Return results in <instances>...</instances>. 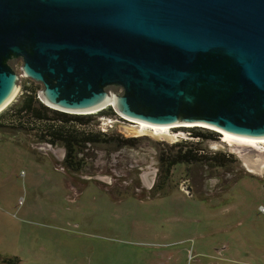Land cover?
Here are the masks:
<instances>
[{"label": "rangeland", "instance_id": "1", "mask_svg": "<svg viewBox=\"0 0 264 264\" xmlns=\"http://www.w3.org/2000/svg\"><path fill=\"white\" fill-rule=\"evenodd\" d=\"M40 87L21 75L2 111ZM92 115L93 125L108 116ZM126 125L109 134L135 138L133 146L88 145L77 171L63 164L59 144L0 128V264H264V162L251 170L241 156L264 159V144L228 146L198 127L219 134L200 148L232 158L216 167L177 164L164 180L161 149L197 139L128 133Z\"/></svg>", "mask_w": 264, "mask_h": 264}, {"label": "water", "instance_id": "2", "mask_svg": "<svg viewBox=\"0 0 264 264\" xmlns=\"http://www.w3.org/2000/svg\"><path fill=\"white\" fill-rule=\"evenodd\" d=\"M21 75L57 111L264 140V0H0V112Z\"/></svg>", "mask_w": 264, "mask_h": 264}, {"label": "trees", "instance_id": "3", "mask_svg": "<svg viewBox=\"0 0 264 264\" xmlns=\"http://www.w3.org/2000/svg\"><path fill=\"white\" fill-rule=\"evenodd\" d=\"M97 114L111 115L114 111L107 107ZM92 114H70L57 111L41 103L34 89H26L18 103L0 112V128L13 127L35 131L40 140L50 145H60L65 150L63 164L72 171L81 169L83 158L79 153L88 145L117 142L118 146H133L135 138H124L120 134L101 133L93 129ZM201 128V127H200ZM196 142L180 141L161 149L159 153L160 175L165 180L171 168L177 164L202 163L210 167L222 166L232 155L219 151L207 153L200 148V140H217L219 134L195 127L191 129ZM5 263L18 261L13 258H2Z\"/></svg>", "mask_w": 264, "mask_h": 264}, {"label": "bare ground", "instance_id": "4", "mask_svg": "<svg viewBox=\"0 0 264 264\" xmlns=\"http://www.w3.org/2000/svg\"><path fill=\"white\" fill-rule=\"evenodd\" d=\"M96 112V111H93ZM131 123L133 124H128L124 126V129L128 133H149L153 136H165V137H171V129L175 127H180L179 125H173V126H167V125H150L147 123L143 122H137L130 120ZM192 125H186L185 127H189ZM211 130L217 131L221 133V142L225 143L228 146H231L233 144L238 145V146H243L245 149H257L259 144H264V140H246V139H239L235 137H231L222 131L215 129V128H209ZM261 153L264 154V150L261 151ZM241 156L243 157V160L247 166V168H250L251 170H254L257 165L261 164L264 162V159L260 158L259 156L257 157H249L247 153H242Z\"/></svg>", "mask_w": 264, "mask_h": 264}, {"label": "built area", "instance_id": "5", "mask_svg": "<svg viewBox=\"0 0 264 264\" xmlns=\"http://www.w3.org/2000/svg\"><path fill=\"white\" fill-rule=\"evenodd\" d=\"M117 124H133L130 122V119L122 116L121 114H119L117 111L114 110V114L108 115V116H101L99 118V121L93 125L91 124L95 130L100 131L101 133H109L110 131H112V129H114V127ZM176 128V127H175ZM172 130V129H171ZM187 137L181 135V131H175L172 132V135L174 136V138H190V139H197L196 137H193L191 135V132H187Z\"/></svg>", "mask_w": 264, "mask_h": 264}, {"label": "flooded vegetation", "instance_id": "6", "mask_svg": "<svg viewBox=\"0 0 264 264\" xmlns=\"http://www.w3.org/2000/svg\"><path fill=\"white\" fill-rule=\"evenodd\" d=\"M177 128V127H176Z\"/></svg>", "mask_w": 264, "mask_h": 264}]
</instances>
